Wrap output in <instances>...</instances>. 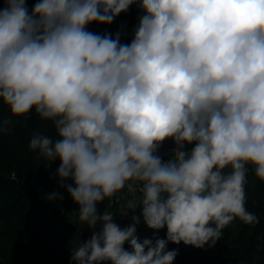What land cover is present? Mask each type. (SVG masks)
Instances as JSON below:
<instances>
[{"label":"clouds","instance_id":"obj_1","mask_svg":"<svg viewBox=\"0 0 264 264\" xmlns=\"http://www.w3.org/2000/svg\"><path fill=\"white\" fill-rule=\"evenodd\" d=\"M5 2L0 99L13 116L35 109L54 123L59 139L36 133L29 148L59 158L79 220L101 226L75 264H173L169 242L213 247L236 218L259 223L245 184L246 165L264 181V0H41L31 15L25 0ZM133 4L146 14L130 44L87 30ZM166 139L176 147L163 162ZM137 185L128 211L166 239L139 242L136 215L122 229L98 213Z\"/></svg>","mask_w":264,"mask_h":264},{"label":"trees","instance_id":"obj_2","mask_svg":"<svg viewBox=\"0 0 264 264\" xmlns=\"http://www.w3.org/2000/svg\"><path fill=\"white\" fill-rule=\"evenodd\" d=\"M39 2L25 0L29 15ZM5 7V0H0V10ZM143 15L139 4H133L111 24L93 22L87 30L110 34L113 39L119 33L120 43L130 44ZM36 133L59 139L54 123L42 119L35 109L16 117L0 99V264H75L72 253L76 247L68 233L75 230L71 219L79 218V207L67 191L74 182L70 178L62 181L57 175L59 158L50 161L29 148ZM194 146L186 145V149ZM156 155H166V148L159 147ZM246 168L245 207L258 217L259 223L248 225L236 218L223 229L213 247L169 242V250L177 251L173 264H264V181L255 176L252 165ZM53 192L58 193L57 198L49 199ZM106 209L105 198L97 204V211L102 215ZM140 213L138 208L134 215ZM132 222L129 218L116 223L123 229ZM138 226L135 234L139 242L149 239L154 243L159 238L161 229L149 228L144 220ZM81 236L85 242L89 239ZM124 248L132 251L127 242Z\"/></svg>","mask_w":264,"mask_h":264},{"label":"built area","instance_id":"obj_3","mask_svg":"<svg viewBox=\"0 0 264 264\" xmlns=\"http://www.w3.org/2000/svg\"><path fill=\"white\" fill-rule=\"evenodd\" d=\"M176 145L173 140L170 141V144L166 148V155L160 156L163 162H167L169 159H174L173 150ZM139 185L136 186V191H130L127 186L122 189L120 192L116 193L111 198H106L107 201V212H115L118 222H123L129 218H132L134 212L128 211L126 204L130 199H139L141 193L139 192ZM128 211V212H127ZM127 214L125 215V213Z\"/></svg>","mask_w":264,"mask_h":264},{"label":"rangeland","instance_id":"obj_4","mask_svg":"<svg viewBox=\"0 0 264 264\" xmlns=\"http://www.w3.org/2000/svg\"><path fill=\"white\" fill-rule=\"evenodd\" d=\"M142 12H143L144 15L146 14L143 9H142ZM170 141H171V139H166L161 144L160 148H167L168 145L170 144ZM105 212H107V211L105 210ZM105 212H103V213H105ZM109 213H111V212H109ZM112 215H113V218L115 219V223L118 222V220L116 218V214H112ZM137 217L139 218V221L144 220L142 213H140ZM71 222H72V226L75 227V230L69 232L68 234L70 235L73 243L75 244L76 249L83 242H85L81 235L88 236L89 239H90L91 236L93 235V231H96V232L101 231V226L99 224L97 225L96 229L93 230L85 222L80 221L79 218L72 217ZM132 224H133V222H132ZM128 226H125V227H128ZM135 227L136 228L139 227L138 226V223L135 225ZM166 234H167V229L165 227V228L161 229V233H160L159 239H166ZM88 240H86V241H88ZM167 250H169V247L168 246H167Z\"/></svg>","mask_w":264,"mask_h":264}]
</instances>
